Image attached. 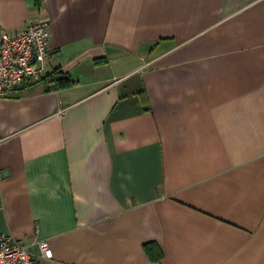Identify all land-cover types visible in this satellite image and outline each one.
Returning <instances> with one entry per match:
<instances>
[{"label": "crops", "instance_id": "1", "mask_svg": "<svg viewBox=\"0 0 264 264\" xmlns=\"http://www.w3.org/2000/svg\"><path fill=\"white\" fill-rule=\"evenodd\" d=\"M42 13L46 69L0 99V233L37 264H264V0H0V33Z\"/></svg>", "mask_w": 264, "mask_h": 264}, {"label": "built area", "instance_id": "2", "mask_svg": "<svg viewBox=\"0 0 264 264\" xmlns=\"http://www.w3.org/2000/svg\"><path fill=\"white\" fill-rule=\"evenodd\" d=\"M50 27V18L42 13L22 31L0 33V99L11 96L24 80L44 73L51 57ZM40 250L43 257L52 256L48 241L40 243ZM37 260L28 245L0 234V264H37Z\"/></svg>", "mask_w": 264, "mask_h": 264}, {"label": "trees", "instance_id": "3", "mask_svg": "<svg viewBox=\"0 0 264 264\" xmlns=\"http://www.w3.org/2000/svg\"><path fill=\"white\" fill-rule=\"evenodd\" d=\"M96 62H99V60L96 59ZM43 79L47 80L46 82L49 84V87L52 89L53 88H60V87H69L75 83V81L71 77V75L68 72L64 71L60 67L51 71ZM146 250L150 254H152V252H154L155 254L160 253L154 244H147Z\"/></svg>", "mask_w": 264, "mask_h": 264}, {"label": "bare ground", "instance_id": "4", "mask_svg": "<svg viewBox=\"0 0 264 264\" xmlns=\"http://www.w3.org/2000/svg\"><path fill=\"white\" fill-rule=\"evenodd\" d=\"M29 26V25H28ZM27 26V27H28ZM26 27V28H27ZM51 31V30H50ZM49 42V41H48ZM48 45H49V43H48ZM1 181H2V176H0V183H1ZM0 234H4V235H6V236H8V235H10V234H7V233H0ZM12 236V235H11ZM16 239V238H15ZM52 251V250H51ZM53 255V254H52ZM41 257H43L42 255H40ZM52 257V256H51ZM51 257H45V258H51Z\"/></svg>", "mask_w": 264, "mask_h": 264}]
</instances>
